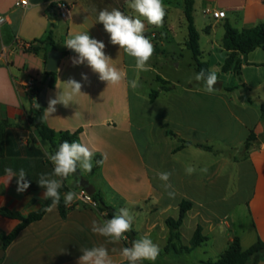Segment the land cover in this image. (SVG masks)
<instances>
[{
    "label": "crops",
    "instance_id": "1",
    "mask_svg": "<svg viewBox=\"0 0 264 264\" xmlns=\"http://www.w3.org/2000/svg\"><path fill=\"white\" fill-rule=\"evenodd\" d=\"M19 1L0 0V17L5 18L0 24V123L8 124L4 131L5 155L0 158V211L7 209L24 217L38 212L48 201L41 199L45 189L37 183L40 176L60 179L52 175L54 166L45 154L46 150H53L51 143L41 140L28 121L30 111H38L40 107L39 99L28 95L24 84L35 79L37 89H41L49 52L69 53L64 46L69 34L88 32L91 38L105 44V54L113 60L114 66L126 73V79L119 85L108 86L86 63L73 65L72 58L77 54H64L56 85L48 89L44 109L48 108L50 98L68 91L65 83L70 79L82 83V94L75 96L67 106L56 104L50 115L44 111V120L57 133L79 131L77 142L91 140L99 149L94 166L96 157H106L97 172L88 177L95 193L101 194L106 205L115 210L128 208L134 216L132 229L137 239L147 236L164 252L170 233L166 220L179 217L183 201L193 205L180 229L182 244L189 246L199 226L209 241L208 232L216 231L222 219L231 220L227 229L233 230V236L238 234L236 226L243 212L242 204L235 200H241L247 191V220L255 231L256 241L258 238L264 241V122L261 113L264 50L258 48L246 57L240 56L242 83L232 72L222 71L229 54L223 46L225 23L238 31L264 23L261 0H194V9L199 8L202 14L209 8L226 14L221 20L208 18L210 22L203 29L206 39L202 41L200 36L199 40L201 61L209 65L210 71H216L221 83V89L215 88L211 94L205 90L203 81L171 80L167 75V61L155 54L148 61L150 70L137 71L135 59L110 42V35L98 22L99 11L119 9L125 15H135L126 0H68L72 4L71 18L61 20L55 8L53 22L50 10L59 0H29L27 9L17 7ZM163 3L167 10L163 25L156 27L145 21V35L154 45V52L165 54L169 50L182 56L185 52L191 53L186 47L188 38L178 41L168 36V30L159 37L150 35L156 29L168 27V19L177 6H182L184 14V0L182 3L163 0ZM50 31L54 34L55 49L44 42ZM220 31L222 35L218 36ZM190 67L198 73L195 61ZM82 74L88 76V81L82 79ZM131 80L137 81L136 88L129 85ZM151 86L155 88L152 91L148 89ZM225 88L235 89L228 92ZM155 91L158 96L151 101L150 96ZM251 132L257 136L258 143L247 151L244 146ZM9 167L15 172L25 170L26 179L30 181L27 190L17 191L18 177L7 183L5 169ZM189 168L191 174L186 171ZM78 170L83 179L87 178L89 172ZM164 171L171 173V188L167 191L157 176ZM76 181L73 176L63 180V185L77 193V198L69 204L74 205V209L68 216L63 219L57 206L47 211L41 220L20 232L4 251L0 264H78L82 255L80 248L100 245L109 250L116 264L127 262L121 250L129 240L112 242L92 231L93 221L102 223L111 218L108 213H100L81 201L80 190L74 189ZM231 188L233 191H229ZM169 191L175 193L174 198L169 197ZM220 200L228 203V209L218 216ZM19 223L0 214V234H11ZM184 229L190 232V237H184ZM235 238L230 237L229 244ZM63 249L66 252H62ZM186 257H168L167 264H184L177 259Z\"/></svg>",
    "mask_w": 264,
    "mask_h": 264
},
{
    "label": "clouds",
    "instance_id": "2",
    "mask_svg": "<svg viewBox=\"0 0 264 264\" xmlns=\"http://www.w3.org/2000/svg\"><path fill=\"white\" fill-rule=\"evenodd\" d=\"M127 6L135 15H125L119 9H103L99 11L98 22L103 24L104 30L110 35V42L113 45H119L120 49L130 57L135 59V69L137 71L150 70L148 61L154 54V45L145 35L146 23L156 27L163 25L164 18L167 14L163 0H126ZM223 15V13H221ZM141 17L143 19H141ZM64 46L73 50L77 56L72 58L73 65L87 64L94 73L98 74L99 80L107 82L108 86L119 85L126 79V73L113 65L112 59L105 54V44L102 41L91 38L88 32L69 34L64 42ZM82 79L88 81V76L82 74ZM197 81H203L205 90L213 93L217 84L218 75L216 71L201 70L196 74ZM132 88L138 86L136 80L128 82ZM68 91H62L57 98H50L48 108L45 110L47 115L55 111V105L63 103L67 106L73 101L74 97L82 94V83L70 79L65 83ZM39 107V105H38ZM93 142L88 143L69 142L67 140L59 144L58 148L53 151H45L49 161L53 164V173L60 179L49 178L42 174L38 180V185L45 189L42 200H50L51 204L47 205L46 210L51 211L61 200L60 189L63 187V180L81 169L91 172L93 161L96 154ZM106 159V157L104 158ZM104 159L96 160L95 164L104 163ZM191 174L192 169H186ZM206 171V170H205ZM7 183L13 177L17 179V191L24 192L30 187V181L26 179L27 173L23 168L18 172L12 168H6ZM158 178L164 182V188L167 191L171 188L169 183L171 173L164 171L157 173ZM170 198H174L175 193L169 191ZM65 205L71 204L76 198L77 193L68 191L63 194ZM134 216L129 209L122 207L116 210L111 219H106L102 223L93 221L92 231L103 237L109 238L112 242H119L126 239V233L132 230ZM82 255L78 259V264H116L111 257L109 250L103 246H93L91 248H80ZM62 252H66L65 249ZM160 248L151 238L143 236L132 242L131 247H124L121 250L123 260L127 264H143L144 261L154 262L158 258Z\"/></svg>",
    "mask_w": 264,
    "mask_h": 264
},
{
    "label": "trees",
    "instance_id": "3",
    "mask_svg": "<svg viewBox=\"0 0 264 264\" xmlns=\"http://www.w3.org/2000/svg\"><path fill=\"white\" fill-rule=\"evenodd\" d=\"M185 9H184V17L187 23L188 29V40L186 43V47L191 51L193 60L196 63V70L199 73L202 69L207 71L209 70V65L205 62L201 61L202 52L200 49V34L195 26L194 22V13H195V1L194 0H184ZM55 5L50 10V18L51 21L56 20V14L54 13ZM225 34L223 38V46L224 49L229 53L225 63L222 67L223 73L232 72L242 83V66L243 59L240 56L246 57L250 53L254 52L258 48L264 50V23H261L257 26L243 29L242 31H238L235 29L230 23H225L224 25ZM207 31V29H205ZM47 44H50L52 48H56L54 45V34L53 31H50L46 40L44 41ZM68 55V52L64 53ZM50 79V88H54L57 81V73H49L45 72V80L43 82L42 88L37 89L35 94L31 97L39 99L41 91L44 89L46 81ZM160 81H162L159 78ZM166 83V82H164ZM215 88L221 89V83L217 82ZM226 91L232 92L235 88H225ZM158 96V92H152L150 98L151 101H154ZM44 108H39L38 111L31 110L28 115V121L31 125H33L38 133V136L43 141H48L51 143L53 152L58 148L59 144L63 141L67 140L69 142L78 140L80 132H60L57 133L55 130L51 129L44 120ZM261 113L262 120L264 122V103L261 105ZM7 122L0 123V158L5 155V145H4V131L7 127ZM255 143H258L257 136L251 132L247 142L245 143V150H249L251 146ZM204 149L208 151H213L210 147H204ZM100 156L96 157V160H101ZM51 163V162H50ZM52 164V163H51ZM101 165V164H100ZM100 165L95 164L92 168V171L88 173L87 178H84L85 183L88 182V177L93 176ZM77 172L79 170L77 169ZM84 182L81 180H77L75 182L74 189L81 190L84 189L86 191V187L84 186ZM71 191L70 188L64 184L60 189L61 192V200L57 205L59 208L61 217L65 219L69 212L74 209V205H65L63 194ZM93 200L97 203V211L100 213H108L109 217L112 218V212H116V210L110 206H107L104 202L101 194L94 193L92 195ZM51 204V201L48 200L42 208L35 213L30 214L28 217H24L19 213L11 212L7 209H1L0 214L3 217L14 219L19 221V225L15 228V230L9 234H0V242L2 243V250L6 251L9 245L17 238L22 230L28 227L31 223L41 220L45 214L47 213L46 207ZM193 205L189 201H183L180 204V214L177 219L169 218L166 220V225L169 228V239L168 245L164 252H160L158 258L154 262L144 261L143 264H167L169 263L168 257H186L192 254L196 249L201 247L208 238L203 235V229L201 226L197 228L195 234L190 242L189 246H184L181 240L180 229L185 221L187 213L192 209ZM126 239L129 240V243H126V247H131L132 242L137 240V233L132 229L130 232L126 233ZM262 260H264V241L260 238L257 239L256 243L247 250H244L242 247V243L240 238L236 237L232 243L229 244L226 251L223 253L221 258L215 263L208 264H259ZM2 259L0 260V262ZM127 264V262L123 263Z\"/></svg>",
    "mask_w": 264,
    "mask_h": 264
},
{
    "label": "rangeland",
    "instance_id": "4",
    "mask_svg": "<svg viewBox=\"0 0 264 264\" xmlns=\"http://www.w3.org/2000/svg\"><path fill=\"white\" fill-rule=\"evenodd\" d=\"M178 2L182 3L183 0H178ZM194 17L196 20V27L199 29L200 36L202 38V41H205L206 34L203 31L204 26L207 25L210 21L208 17H206L204 14H202V11L199 8H196ZM62 26V30L65 29L64 23L60 22ZM168 27L163 28L161 30H154L150 35H155L156 37H159L160 35H163L166 33L165 31L168 30L170 33L168 36L170 37H176L178 41H182L184 38H188V29H187V23L186 19L183 14V8L181 5L177 6L173 13L170 15L168 19ZM222 32L220 31L218 36H221ZM161 53L154 54L156 56H160L164 61H167L168 64V73L167 75L170 77L171 80H177L182 82H187L188 80L195 79V71L193 67H190V65L194 62L192 58V54L190 52H185L182 55L180 54H174L170 53L169 50ZM148 87V84L145 85ZM150 91L152 89H155L154 86H151L148 88ZM229 191H233V188L229 189ZM228 193V190H227ZM246 193L242 195L241 200H235V202H240L242 204V218L239 222V224L236 226V233L238 234H232L233 230L227 229V224L231 222V220L228 219H222V224L220 227L214 231V232H208L209 241L202 245L200 248L196 249L192 254L187 256L183 259H177L178 261L184 263V264H208V263H215L217 262L223 253L226 251L228 244H229V238L230 237H240L242 241V246L244 250L249 249L256 243V234L253 228H251L249 221L247 220V203L248 200H245ZM228 202V200H227ZM228 209V203L224 204L220 200L217 205V214L218 216H221L226 210ZM184 237H190V232L187 231V229L183 230ZM186 245H189L188 242H186ZM161 245V244H160ZM161 247V246H160Z\"/></svg>",
    "mask_w": 264,
    "mask_h": 264
},
{
    "label": "built area",
    "instance_id": "5",
    "mask_svg": "<svg viewBox=\"0 0 264 264\" xmlns=\"http://www.w3.org/2000/svg\"><path fill=\"white\" fill-rule=\"evenodd\" d=\"M262 3L264 4V0H261ZM17 7L23 8V9H27L30 6V2L29 0H21L19 1L17 4ZM55 8L58 14V17L61 20L67 21L71 18L72 15V4L68 1V0H59L56 2L55 4ZM221 13H223V15H221ZM203 14L208 17V18H212L213 20H221L226 18V14L223 11H219V10H214V9H206L204 10ZM5 22V18L0 17V24H3ZM31 47V46H28ZM24 89L25 92L32 96L33 94H35L36 90H37V82L35 79H29L26 81V83L24 84ZM81 201L96 209L97 208V203L93 200L92 196L89 195L84 189H81L79 192Z\"/></svg>",
    "mask_w": 264,
    "mask_h": 264
},
{
    "label": "water",
    "instance_id": "6",
    "mask_svg": "<svg viewBox=\"0 0 264 264\" xmlns=\"http://www.w3.org/2000/svg\"><path fill=\"white\" fill-rule=\"evenodd\" d=\"M69 53L72 55H75L76 53L69 49ZM63 52L59 51V50H53L51 52H49L48 54V58H47V65H46V71L49 73H57V71L59 70L60 64H61V59L63 58ZM50 88V79H48L45 83L44 89L41 91L40 93V97H39V107L40 108H45L46 104H47V92L48 89ZM73 177L76 180H81L82 182H84L81 174L79 172H75L73 174ZM84 186L86 187V192L89 195H93L95 193V189L93 188V186L90 183H85L84 182ZM112 214L114 215L115 212H112ZM5 252L2 250L0 251V259H3ZM259 264H264V262H260Z\"/></svg>",
    "mask_w": 264,
    "mask_h": 264
},
{
    "label": "flooded vegetation",
    "instance_id": "7",
    "mask_svg": "<svg viewBox=\"0 0 264 264\" xmlns=\"http://www.w3.org/2000/svg\"><path fill=\"white\" fill-rule=\"evenodd\" d=\"M261 262H264V260H262Z\"/></svg>",
    "mask_w": 264,
    "mask_h": 264
}]
</instances>
